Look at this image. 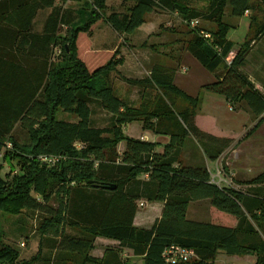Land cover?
Listing matches in <instances>:
<instances>
[{
    "label": "trees",
    "instance_id": "16d2710c",
    "mask_svg": "<svg viewBox=\"0 0 264 264\" xmlns=\"http://www.w3.org/2000/svg\"><path fill=\"white\" fill-rule=\"evenodd\" d=\"M117 1L126 4V11L106 15L107 0H0V155L9 168L0 176V214H36L41 237L37 254L24 260L4 243L0 226V264H38L44 250L56 253L55 264H132L123 260V250L143 264H165L162 255L170 246L195 253L182 264H213L219 253L251 256L254 264H264V172L239 182L249 186L246 193L233 179V186L218 185L205 166L183 164L188 138L203 144L211 162L209 149H225L231 140L197 128L199 101L175 85L176 68L155 64L148 77L127 79L118 71L123 64L119 52L92 51L90 39L100 23L131 35L148 14H175L190 36L187 53L216 78L202 89L242 109L256 129L264 124V90H257L241 71L251 46L246 42L228 64L234 45L223 18L227 8L232 18H240L264 6V0ZM67 2H83L84 7L76 10ZM85 8L88 21L75 27ZM41 10L51 12L37 32L33 22ZM192 21L198 26L191 28ZM254 21L250 19V29ZM262 35L264 23L253 42ZM116 77L139 89L138 105L115 94ZM92 103L109 115V127H91ZM60 112L74 115L77 122L59 121ZM133 123L168 142L157 151L154 142L126 136L122 129ZM18 131L25 134L21 142ZM43 156L59 161L51 165L40 161ZM139 201L162 205L150 229L134 225ZM197 203L232 216L237 224L190 219L189 209ZM97 238L116 246L92 255Z\"/></svg>",
    "mask_w": 264,
    "mask_h": 264
},
{
    "label": "rangeland",
    "instance_id": "374dc122",
    "mask_svg": "<svg viewBox=\"0 0 264 264\" xmlns=\"http://www.w3.org/2000/svg\"><path fill=\"white\" fill-rule=\"evenodd\" d=\"M87 0H83V2ZM83 2L78 4L67 2L65 6H70L76 9H83ZM108 15L110 12L123 13L126 11V4H121L117 0H107ZM90 13L82 11L75 27L84 25L89 19ZM150 17L147 15L146 18ZM150 17L147 20H152L156 24L155 31L149 38L144 40L140 33L134 35L117 34L106 23H100L99 26L93 31L91 39V50L102 51L112 50L119 52V57L123 59V64L118 67L121 76L143 77L145 71L153 62H160L163 64H177L187 52V44L190 36L187 34V27L180 22L177 17L171 14L165 17ZM224 21L229 24L227 30V39L233 43L234 50L232 55H229L230 61L238 54L239 50H243L246 42L250 44L251 48L244 56L245 65L241 71L248 77L254 87L262 91L264 87V35H262L256 42V34L264 23V6H257L256 11L250 12L247 15L235 18L231 16L230 10L227 8L224 14ZM250 19H254L255 25L250 29ZM147 25V24H146ZM169 25V26H168ZM201 26L213 29L214 26L202 23ZM148 27V26H147ZM178 38L179 43H174V39ZM159 43H164V46L158 48ZM166 45V46H165ZM153 47L154 49H151ZM174 49L172 56L174 61L171 62L167 57H161L159 54ZM170 55V54H166ZM159 64V63H158ZM155 65V63L153 64ZM160 65V64H159ZM135 74V75H133ZM137 74V75H136ZM113 87L117 96L123 97L128 103L138 105L139 89L126 85L121 82L119 78L113 81ZM200 105L199 113L201 118L199 120L202 129L212 135L220 137H234L231 140L229 147L225 149H209L210 155L213 154L212 162L206 161L210 170L214 175L217 170L222 171L225 179H233L236 186H240L239 182H247L256 175L264 172V124L254 129L256 122H252L248 115L242 110L233 105H229L223 97L215 94H206L204 92L199 95ZM233 108V110L230 109ZM92 109V123L91 127L107 128L110 125V117L103 112L97 103L91 104ZM57 119L59 121L76 123L77 118L74 115L66 114L63 112L58 113ZM254 129V130H253ZM124 134L133 136L134 133L147 136L152 139L151 142L157 144V148L164 145L165 139L163 136H153L151 132L141 129L139 123L126 125L123 129ZM25 134L20 131L17 132L18 141H23ZM194 145L197 152L202 158L207 159L204 153V146L202 143L194 140ZM190 143H187L186 148ZM185 148L184 154L182 153L183 161L188 160L189 151ZM189 148V147H188ZM119 151L122 150L121 145L118 147ZM197 163V164H196ZM185 164V162H184ZM191 165V164H186ZM193 165H203L200 162H194ZM9 171L8 165L2 167L0 176L5 177ZM232 182V183H233ZM240 184V185H238ZM222 185H225L222 183ZM239 189L249 193L250 188H245L243 185ZM261 194H264L261 192ZM55 206V203H50ZM143 206V207H142ZM140 214L137 218V224L140 227H151L155 219L159 216L157 208H149L145 202L138 203ZM144 210H149L145 213ZM144 214L149 216L143 217ZM190 218L198 219L195 221H202L205 223H213L215 225L232 227L236 223V219L227 214L221 213L206 204H196L190 208ZM39 216L29 211H22L18 216H9L0 214V226L4 232V243L13 246L20 254V258L28 260V256L32 254L33 245L36 238L40 237L38 230ZM41 239V237H40ZM25 243V247H20L21 243ZM116 246L113 241L97 238L94 251L91 253L95 256H101L104 248H114ZM22 254V255H21ZM38 264L43 263L49 259V264H55V252H42ZM46 258V259H44ZM123 260L132 264H139V259L134 258L131 251L123 250ZM47 262H45L46 264ZM254 258L251 256H230L225 253H219L216 261L213 264H254ZM44 264V263H43ZM143 264V260L141 263Z\"/></svg>",
    "mask_w": 264,
    "mask_h": 264
},
{
    "label": "crops",
    "instance_id": "0c3cea01",
    "mask_svg": "<svg viewBox=\"0 0 264 264\" xmlns=\"http://www.w3.org/2000/svg\"><path fill=\"white\" fill-rule=\"evenodd\" d=\"M56 5L59 6L61 4H60V2H57ZM66 7H68V6H66ZM74 9H76V8H74ZM50 12H51V10H41V11L38 12L37 17L35 18V20L33 22V28H34L35 31H37V32H41L42 31V29L44 27L45 20L48 17V15L50 14ZM148 15H150L151 18L152 17L155 18V17H159V16L160 17H165V16L169 15V13L160 12V13H151V14H148ZM171 15L173 17H176L175 14H171ZM150 17H148V18H150ZM148 18H146L145 24H143L138 30H136L134 33H132L133 35L135 33H140L144 37V40L147 39V38H149L150 35H152V33L155 31V28L157 26H156L155 23L152 22V20L148 21L147 20ZM186 41H189V40H186ZM173 42L174 43H179V39L178 38H175ZM186 44H188V43L186 42ZM157 45H159L158 48L161 47V49H162V46H164V43H159ZM151 49H154V48L151 47ZM173 52H174V49L171 48V50H166V51L160 53L159 55L161 57H163V56L164 57H167V58H169L168 60H170L171 62H173L174 61V58H175L174 56H172ZM167 53L170 54V55H166ZM160 62L159 61L158 62H153L148 67V69L145 71V76H143L141 78L127 76V75H125L123 77H125L127 79H133V80H141V79H144V78H146V77L149 76L150 69L153 66V64L154 63L155 64H158L159 63L160 65H163L165 67L176 68L177 69V73H176V76H175L174 83H175V85L179 89H181L183 92H185L189 97L197 98L198 101L200 102V100H199L200 93L204 92L206 94H210V93L205 92L202 89V87L204 85H206V84H210V83L215 82L216 81L215 76L213 74L207 72L189 53L186 52L185 55L181 59H179V61L177 62L176 65L174 63L171 65V64H163V63H160ZM133 75H135V74H133ZM184 103L185 102H181V106H184L185 105ZM199 105H200V103L198 104V106ZM200 114H202V113L201 112L199 113V109H198L197 110L196 117H195V125L197 126L198 129H200L201 131L205 132L202 129L203 127H201V124L199 122V120L201 118ZM141 129H142V127H141ZM205 133H207V132H205ZM137 134L138 133L136 132V133H134L133 136L126 135V134L125 135L128 136V137H130V138L141 139V140H146V141H150V142L152 140V139H149L147 136H144V135H139V137H138V136H136ZM210 135H212V134H210ZM153 136H156V135H153ZM212 136H215V135H212ZM215 137L223 138V139H230V140H232L234 138V137H220V136H215ZM163 138L165 139V142L167 143L168 142V137H163ZM187 143H190L189 146H188L189 148L188 147L186 148ZM120 145H121V147L123 149L124 148V143H121ZM162 146L163 145H161L159 148H157V151H161L162 150ZM185 148H186V151L187 152L189 151V154H190V155H188V157H189L188 160H190V159L193 160L192 161L193 164H194V162H200V164H203V165H198V166H205L211 172V175H213L212 171L209 168V165H207V162H206V161H209V160H207L205 158H202L200 156V154L197 152V148L194 145V141H193L192 138H188L185 141V144H184V146L182 148V152H181V162L183 164L185 162V164H191V165H193L192 163H189L190 161H183L182 153L184 154ZM5 166H6V164L3 162L2 156L0 155V170L2 169V167H5ZM193 166H196V165H193ZM144 178L146 179V176ZM243 187H249V186H246V185L244 186L243 185ZM141 202H144V201H139L138 203H141ZM138 203H137V205H138ZM203 203H206V202H203ZM199 204H202V203H199ZM146 205L149 208H152V207L154 208L155 207V208L158 209V212H159V216L157 217V219H158L160 217V215H161L162 205L161 204H148V203H146ZM193 205H196V204H193ZM193 205H191V207ZM144 212L145 213H148L149 210H144ZM189 212H190V209H189ZM189 212H188V217L190 218ZM139 214H140V211L138 209L137 214H136V217L134 219V225H135V227L141 228V229H150L153 224L151 225V227H140V226H138V224H137V218H138ZM146 216H149V214H144L143 215V217H146ZM190 219H192V220H198L199 218L198 219L190 218ZM236 224H237V222L232 227H235ZM35 240H36V242L33 245L32 254L27 255L28 256V260L30 258H32L33 256H35L37 254L38 250H39L40 237L36 238ZM134 258H137V257H134ZM21 259H25V258H21ZM137 259H139V261H140L139 264H140L142 259L141 258H137Z\"/></svg>",
    "mask_w": 264,
    "mask_h": 264
},
{
    "label": "built area",
    "instance_id": "2783aa9c",
    "mask_svg": "<svg viewBox=\"0 0 264 264\" xmlns=\"http://www.w3.org/2000/svg\"><path fill=\"white\" fill-rule=\"evenodd\" d=\"M198 26V21H192L190 22V27L195 28ZM201 35L206 38L210 39V35L206 33H201ZM232 55V53H231ZM227 63L230 64V58H227ZM10 144L8 145V148H10ZM40 161L54 165L59 161L58 158H47V157H40ZM213 181H215L218 185H222L224 183L226 186H233L232 179H225L222 175V171L217 170L216 174L214 175V178L212 176ZM21 247H24V244H21ZM162 258L165 262V264H182L192 261L195 258V253L192 250L182 248L180 246H170L167 248L162 255Z\"/></svg>",
    "mask_w": 264,
    "mask_h": 264
},
{
    "label": "water",
    "instance_id": "95a60500",
    "mask_svg": "<svg viewBox=\"0 0 264 264\" xmlns=\"http://www.w3.org/2000/svg\"><path fill=\"white\" fill-rule=\"evenodd\" d=\"M90 183H93V182H90ZM95 186H98V187H103V188H105V189H107V190H114L115 189V186H103L102 184H100V183H93Z\"/></svg>",
    "mask_w": 264,
    "mask_h": 264
}]
</instances>
